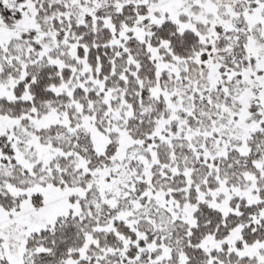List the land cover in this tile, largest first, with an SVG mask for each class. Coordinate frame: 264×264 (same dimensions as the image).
<instances>
[{
  "label": "snow or ice",
  "instance_id": "snow-or-ice-1",
  "mask_svg": "<svg viewBox=\"0 0 264 264\" xmlns=\"http://www.w3.org/2000/svg\"><path fill=\"white\" fill-rule=\"evenodd\" d=\"M0 264H264V0H0Z\"/></svg>",
  "mask_w": 264,
  "mask_h": 264
}]
</instances>
